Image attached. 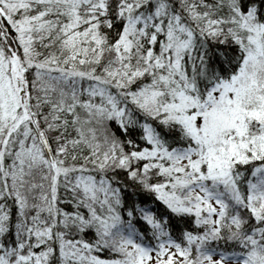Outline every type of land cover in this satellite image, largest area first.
Listing matches in <instances>:
<instances>
[{"label": "snow or ice", "instance_id": "obj_1", "mask_svg": "<svg viewBox=\"0 0 264 264\" xmlns=\"http://www.w3.org/2000/svg\"><path fill=\"white\" fill-rule=\"evenodd\" d=\"M0 264H264V0H0Z\"/></svg>", "mask_w": 264, "mask_h": 264}]
</instances>
